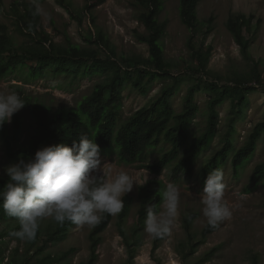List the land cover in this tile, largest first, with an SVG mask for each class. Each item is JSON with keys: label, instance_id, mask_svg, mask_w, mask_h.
Segmentation results:
<instances>
[{"label": "rangeland", "instance_id": "obj_1", "mask_svg": "<svg viewBox=\"0 0 264 264\" xmlns=\"http://www.w3.org/2000/svg\"><path fill=\"white\" fill-rule=\"evenodd\" d=\"M25 2L31 3V0H1L0 4V29H6L16 47L31 45L34 40H40L44 33L57 45L78 44L83 48L99 49L104 55L106 51L96 38L100 33L121 56H150L149 46L143 40L148 31L140 21V9L136 0H102L92 10L87 8L91 3L88 0H37L41 7V27L36 35H28L18 27L12 7ZM162 2L163 9L159 14V21L165 26L161 41L165 58L171 64L169 72L174 76L187 78L173 99L177 111L183 109L184 96L191 84L188 79L193 77L189 70V67L194 65L189 43L191 38L197 49L210 51L208 69L213 78L217 77L221 83H232L241 76H249L254 62L259 63L261 84L257 91L249 95L250 105L246 112L235 121V143L239 148L246 142L254 126L264 120V0H202L198 5L199 26L194 31L181 19L180 0ZM20 8L23 9L22 6ZM238 15H245L250 19L243 31L249 40L250 58L244 55L228 28L229 19ZM48 44L49 42L46 43ZM102 78L101 75H96L72 81L65 76L32 78L22 71H0V94L15 91L25 102L24 108L13 115L11 123H5L0 129V177L6 176L5 166L12 164L7 155L5 136L8 134L11 144L15 147H28L36 138L38 122L26 106L27 102L31 105L50 107L53 113L76 107ZM171 81V78H167L150 82L148 94H143L128 84L117 109L122 111L124 117H128L139 108L150 105L161 88ZM208 98L209 94L204 91L196 95L200 111L192 123L191 138L199 135L206 126ZM219 111L220 135L206 155L220 147L223 136L229 130L230 101L224 102ZM15 135L18 139L13 138ZM110 150L101 151L105 179L113 178L120 171H124L140 184H146L150 180H162L164 188L167 183H173L180 192V206L170 235L162 238L158 248L154 249L156 239L145 233L144 224L141 225L138 221L141 204L139 187L134 185L133 190L126 195L132 197V204L124 221V231L119 226V214L113 216L111 223L102 233L99 257L95 264H128L131 250L135 254L132 264H253V259H257L259 264H264V183L253 191L246 189L254 167L264 161V133L259 139L253 158L240 169L238 175L234 173L231 163L224 168V201L232 215L207 235L204 234L207 223L202 215L201 204L204 186L200 175L202 159L196 163L192 176L181 173L175 177L172 165L165 168L161 174H155L142 166L144 163L155 161L158 156L156 152L144 163L128 164L119 158L117 150ZM189 215H195V218L190 229H187L185 218ZM53 223L51 218L41 221L39 228L43 235ZM16 227L18 222L15 219L0 222V233L3 234V240L0 241V259L4 257L0 264H11L13 256L16 263L25 257L28 242L13 235L17 231ZM93 227L94 225H73L64 238L50 243L44 254L62 256L63 264H80L90 256L89 234Z\"/></svg>", "mask_w": 264, "mask_h": 264}, {"label": "trees", "instance_id": "obj_2", "mask_svg": "<svg viewBox=\"0 0 264 264\" xmlns=\"http://www.w3.org/2000/svg\"><path fill=\"white\" fill-rule=\"evenodd\" d=\"M88 1L91 3L87 5V8L92 10L102 0ZM136 1L140 9V21L148 31V35L143 37L150 51V56L146 58H127L119 55L100 33L96 35V38L106 51L104 55L99 49L83 48L78 44L57 45L44 33H42L44 36L38 41L34 40L33 44L16 47L12 37L4 27H1L0 71L2 73L22 71L32 78L65 76L72 81L79 78H92L96 75L103 77L95 83L91 93L84 96L76 107L64 108L53 113L50 107L31 105L27 102L26 106L38 122L37 135L28 147H15L11 144L8 134L5 136L7 155L11 163L33 157L42 146L64 144L70 147L73 141L79 140L81 135L94 139L101 151L117 150L119 158L128 164L144 163L156 152L158 156L155 161L142 165L155 174H161L165 168L172 165L175 177L181 173L190 177L194 173L196 163L202 159L200 175L203 183L209 172L220 169L223 173L229 163L234 173L238 175L240 169L253 158L258 149L259 139L264 133V120L254 126L246 142L239 148L235 143L236 128L234 126L235 121L243 116L250 105L249 95L257 91L261 84L259 63L254 62L251 72L248 73L249 76H241L232 83H221L217 77L213 78L212 72L208 69L210 51L204 52L197 49L192 44L191 38L189 43L194 65H191L189 70L193 77L188 79L191 84L184 96L183 109L177 111L173 99L187 78L174 76L169 72L171 64L165 58L161 41L165 34V26L159 21L163 2L162 0ZM201 1L180 0L181 19L192 31L199 26L198 5ZM21 6L23 9L20 8ZM12 9L22 32L28 35H36L39 32L41 17L40 14L33 15L35 7L32 3H18ZM249 23L250 19L245 15L232 16L228 21L229 30L248 58H250L249 40L243 31ZM48 42L49 44L46 45ZM167 78H171L172 81L161 88L160 93L150 105L139 108L128 117H124L122 111L117 109L128 84L133 85L143 94H148L150 82ZM201 91L209 94L207 122L204 130L191 138V126L200 111L196 95ZM226 101L231 103L228 133L223 136L220 147L206 155L220 135L219 107ZM16 135L14 139H18ZM6 181L7 176L0 177V188ZM262 183H264V161L254 167L246 189L253 191ZM163 186L162 180H150L139 187L138 196L141 205L138 210V221L141 225L144 224L148 205H155L157 211L160 210V192ZM123 200L124 207L119 213V226L122 231H124V221L131 210L132 197L125 196ZM194 216L189 215L185 218L187 229H190ZM112 218L113 216L104 214L100 222L94 225L89 234L90 256L80 264L96 263L102 243V233L111 223ZM11 219L14 218L6 216L0 202V222ZM72 226L70 222H65L63 225L54 222L45 235L39 228L36 238L28 242L26 246L24 259L16 263L13 256L11 264H63L62 256L44 253L50 243L64 238ZM18 229L19 224L16 227V230ZM212 230L215 229L206 226L204 234L207 235ZM2 240L3 234L0 233V241ZM160 240L162 238L156 239L154 249L158 248ZM134 258L135 254L131 250L127 263L132 264ZM3 260L4 257L0 259V263ZM253 264H259L258 260L253 259Z\"/></svg>", "mask_w": 264, "mask_h": 264}, {"label": "clouds", "instance_id": "obj_3", "mask_svg": "<svg viewBox=\"0 0 264 264\" xmlns=\"http://www.w3.org/2000/svg\"><path fill=\"white\" fill-rule=\"evenodd\" d=\"M31 3L35 7L33 15L40 14L37 0ZM24 106L15 91L0 94V129ZM4 173L7 181L0 188V202L6 216L19 224L13 235L26 242L36 238L41 221L48 218L79 227L99 223L104 214L116 216L134 185L143 186L124 171L105 179L100 146L87 135H81L70 147L42 146L33 157L5 166ZM224 192L222 171L209 172L201 194L202 215L209 228L216 229L231 218ZM160 196V210L148 205L144 221L145 233L154 239L170 235L180 206V192L173 183H167Z\"/></svg>", "mask_w": 264, "mask_h": 264}]
</instances>
